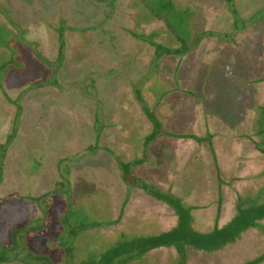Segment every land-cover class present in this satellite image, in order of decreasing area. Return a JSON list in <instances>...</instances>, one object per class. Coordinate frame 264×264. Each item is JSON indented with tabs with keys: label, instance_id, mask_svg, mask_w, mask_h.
<instances>
[{
	"label": "rangeland",
	"instance_id": "rangeland-1",
	"mask_svg": "<svg viewBox=\"0 0 264 264\" xmlns=\"http://www.w3.org/2000/svg\"><path fill=\"white\" fill-rule=\"evenodd\" d=\"M131 14L141 22L143 18L162 20L170 35L179 36L188 46V54L177 76L168 78L169 91L164 88L168 85L166 81L159 80L156 75L159 62L146 64L152 56V47L146 45L141 53H135L137 41L127 32L132 27ZM263 15L264 0H0V78L3 80L0 87V143L12 135L3 178L0 177V244L8 241L16 227H29L33 216L41 220L48 204L45 225L39 227L42 229L29 227L27 242L25 246L22 243L19 253L24 254L28 249L35 253L46 251L48 242L56 239L55 228L62 217L57 208H62L60 204L65 199L63 193L47 197L44 194H49L60 175L69 171V189L84 196L78 197L82 204L72 209L73 204L69 210L68 226H73L70 239L75 246L86 243L79 247L82 251L93 242L99 244L84 251L87 258L105 254L102 262L107 263L105 256L112 254L114 248L171 231L166 239L177 238L180 242L160 251L152 250L151 257L144 260L145 256L140 255L142 258L136 260L132 256L133 262L176 264L175 244L177 248H185L187 264H242L254 259L264 249L263 200L257 203L258 197L250 196L252 190L244 186V196L238 201V185H224L220 215L236 212L238 217L228 229V235L236 239L226 243L224 248L220 245L221 248L213 252L204 250L207 239L202 234L213 229L219 203L216 193L221 181L225 184L223 180L226 179L219 175L206 140L199 143L178 137L168 145L161 140L151 146L143 145L141 141L152 125L139 106L143 103L147 107L144 102L147 95L148 107L159 106L154 117H164V120L160 119L167 124L168 132L200 137L213 132L212 146L221 147L223 142L226 143L225 136L241 130L240 121L254 100L255 92L264 95V83L260 81L264 74L258 66L264 57ZM159 21L144 25L145 35L138 37L147 41L146 34L161 25ZM243 25L245 28L237 32ZM160 30L151 32L150 38L160 35ZM65 31L64 57L60 61L57 57L58 32L61 35ZM191 31L194 32L193 39ZM32 38L40 42L53 76L39 59L33 61V69H38L39 75L34 76L27 70L12 72L13 69L8 68L14 61L9 60L2 48L10 44L8 52L18 55L17 45L24 46V42L32 48L33 44L26 42ZM81 43H85L84 50L79 49ZM175 62V57H165L161 69L173 73ZM5 70H8L6 75L2 74ZM57 72L63 80H84V87L53 88L54 79L51 78L56 77ZM44 79L43 88L31 89L38 85L37 80ZM145 79L147 82H143ZM138 91L139 103H133ZM124 105H130L128 114L121 111V114L125 112L126 129L123 126L117 128L113 123L119 117V106ZM96 112L104 120L101 136L112 153L99 151L96 155L85 154L77 158L79 151L94 143ZM136 159H142L143 163L130 167L145 179V187L153 192L162 188L172 194L178 205L189 210L188 217L184 215L181 219L174 206L157 201L150 191L141 188L138 184L141 181L137 186H127L122 181L120 163ZM246 167V164L240 165L242 172ZM261 167L263 169L264 165ZM92 182L95 190H110L118 205L127 197L121 213L122 216L128 214L125 225L129 226L126 225L125 233L119 229L110 236L104 235L111 229L109 224L118 210L114 213L110 198L100 200L98 195L87 194ZM30 197H40L41 201ZM211 200L210 209H207ZM196 204L204 205L206 209L199 210ZM237 206L238 210L234 209ZM257 212L262 214V219H254ZM99 220L105 226L96 227ZM227 221L219 220V227L227 225ZM244 227L247 229L242 230ZM99 228L103 231L99 232ZM194 233L200 237L195 235L194 238ZM192 239L203 246L202 250L186 244ZM210 239L207 241L214 246L223 238ZM137 251L135 249L131 254ZM132 258L121 254L113 263H130ZM4 264L23 263L13 260Z\"/></svg>",
	"mask_w": 264,
	"mask_h": 264
},
{
	"label": "trees",
	"instance_id": "trees-1",
	"mask_svg": "<svg viewBox=\"0 0 264 264\" xmlns=\"http://www.w3.org/2000/svg\"><path fill=\"white\" fill-rule=\"evenodd\" d=\"M264 16V15H263ZM131 21H132V27L130 29H127V32L131 35V37H133V40L137 41V48L135 50V53H141L142 50L144 49V47L146 45H149L152 47L153 51H152V56L151 58L148 60L147 63L152 64V61L157 60L159 62L158 67L155 69L157 71V77H159V80L161 81H166V83L168 84L167 86L165 85L164 88H166L167 91H169L170 88V84H169V79L171 78H175L177 75V73L179 72L178 69L181 67L182 65V61L185 59L186 55L188 54V46H186V42H182V40L179 38V36H175L173 37V35H170V33L168 32V27L167 25H165V23L161 20H156L157 18H155V20H149L147 21L145 18H143V21L141 22V20L138 21L137 17H134L133 14L130 15ZM244 19V18H243ZM159 21L161 23V25H159L158 27H154L153 30H151V32H153L155 29H161L160 32L161 34L158 36H151L150 38V33L149 35L146 34L147 37H149V39L146 41L143 39L144 37V32H143V27L144 25L147 24H151L153 22ZM254 21H258V20H254ZM243 24V23H242ZM241 24V25H242ZM234 28L236 27L235 22H233ZM245 27L244 25L240 28L237 29V32H240L241 30H243ZM56 31L57 28L55 27ZM91 30V29H89ZM137 30L142 31L143 33L141 34V32H136ZM25 33V31H24ZM65 33L66 31L61 35H59L58 32V54L57 57H59V60L61 61L62 58L64 57V46H65ZM230 34V33H229ZM61 36V37H59ZM138 36H143L142 38H139ZM224 36H228V33H224ZM230 36V35H229ZM194 37V32L191 31V38L193 39ZM138 38L140 40H138ZM191 39V40H192ZM229 39V38H228ZM235 39V37H234ZM180 40V41H179ZM30 41V42H29ZM26 42L32 43L33 47L30 48L28 47V44H24V46H22V44L17 45L16 47V52L18 53V55H14V54H10L8 52L7 49H10L8 46L9 45H5L4 48H2L3 51H5V53L7 54V57L9 58L10 61H14L13 65H9L8 68L9 69H13L12 72H22L24 70L27 71H31L30 74L32 75H39L38 69H36L37 71H35L33 69V61L36 59L38 61H42L43 63V67L47 68L48 71L51 73V75L53 76V72L50 70V61L46 58L43 57V53L40 49V42L36 41L34 38H32V40H27ZM86 43V42H85ZM85 43H81L82 46L81 48H79L80 50L85 49ZM83 49V50H84ZM22 55V56H21ZM25 57V59H24ZM165 57H175L176 58V62H175V67L172 69L173 73H170V71H166L161 69V64H162V59ZM261 63L258 64V66L260 67L261 72H263L264 74V57H262ZM145 64V65H146ZM263 66V67H262ZM60 67V66H59ZM175 72H174V71ZM26 71V72H27ZM6 72V73H5ZM8 70H5L2 74H7ZM5 75H2L1 77L5 78ZM153 75V74H152ZM166 76V77H165ZM51 77V76H50ZM142 78V77H141ZM169 78V79H168ZM53 80L52 83H54L52 86L55 89L59 90H68L71 87H75V86H79V89H82L84 87V80L80 81L75 79L73 81L71 80H63L60 78V74L59 72H57L56 77L51 78V80ZM260 81H262L264 83V75L261 76ZM48 80V79H47ZM3 80H1L0 78V87L2 88L3 86ZM45 81V79L42 81L37 80L35 83L38 84L37 86L31 87V89H36L39 90L41 88L44 87L43 82ZM147 80H143V82ZM159 86H161L159 84ZM169 86V88H168ZM163 87V86H161ZM30 89V88H29ZM141 91H143L142 88H139ZM140 94V91H138L137 93H135L134 95V100H132L133 103H135L137 101L138 97L137 94ZM138 97V98H137ZM145 97V96H144ZM147 97V95H146ZM145 97V104L147 107H145L143 105V103L141 104L140 107V111H142V113L144 114L145 118H147L151 125H152V129L151 131L148 133V135L144 138V140H142L141 142L143 143V145H154L152 143L161 140V143L168 145L167 143H171L172 140H174L175 138H188L192 141H196V142H202V141H208V143L211 146V153L212 156L214 157V164L216 169L218 170L219 175H221V177H224L226 180H223L225 184H222V181L220 183L219 186V191L216 193L217 197H218V205H217V210H216V215L213 219V229L210 232L207 233H203L202 236L203 238L207 239V240H212L210 238H214L216 236H221L223 239L219 244H214L211 245V241H204L206 244V247L203 248L202 245L196 243V241H187L186 244L191 246V247H195V249L198 250H202V248L204 250L207 251H215L219 248H221L220 245L223 246V248L226 246V243L234 241L236 239V237H230V235H228V229L229 226L235 221V219L238 217L235 214H226L225 216H221L220 213V202L222 201V191H223V186L224 185H234L237 184L240 192L236 198V200L240 201L241 197H243V193H244V189L247 188L248 190H252L250 191V196H253V198L255 196H257V203H260L261 200H263L264 203V167L263 169H261V165H264V95L259 94V92H255V98L252 101L251 105L249 106L248 110L245 111L242 119L240 122H242V126L240 127V131L237 134H232V135H228L225 136L224 139L226 141V143H222L221 147H214L212 146L213 141H214V136H213V132H209L208 134H206L204 137H200L199 135L196 134H173L171 132H168L169 130H167V124H165L164 121V117L158 116V117H154L155 116V112L158 111V107H156L155 105H151V107H148L150 101H148V98ZM163 98V95H162ZM161 99V98H160ZM163 100V99H162ZM131 102V103H132ZM139 103V101H137ZM161 101H159L160 103ZM164 102V101H163ZM151 104H154L153 102H151ZM163 103L160 105L162 106ZM130 105H125L124 106H119V117L118 119L113 122L115 126H117V128L119 127H126L124 126V119H123V114H125V112L123 114H121V111H126V114H128V107ZM18 108H20L19 106H17ZM146 109H145V108ZM262 107V109H261ZM121 109V110H120ZM97 111V109H96ZM118 111V110H117ZM155 111V112H154ZM98 114H100L99 112L94 113V123L96 122V130H95V140L94 143L87 146L86 148H84L83 150L79 151L77 153V158L79 157H83L85 154H90V155H96L99 151H105L108 154H111V149L109 148V146H106L104 144V138H102L101 136V131H103V128L105 127V123L103 122L104 120L101 118V116L99 117ZM261 114V115H260ZM99 117V118H98ZM162 120H161V119ZM102 120V121H101ZM103 124V125H102ZM128 128V126H127ZM126 129V128H125ZM119 134H121V129L119 131ZM212 134V137H211ZM117 136V135H116ZM12 135H9L7 140L3 143H0V177L3 178V172H4V165H5V156H6V152H7V148L9 146V140L11 139ZM120 135L114 139L115 142H118L117 140L119 139ZM216 137V136H215ZM158 138V139H157ZM126 140V139H125ZM120 141V140H119ZM162 144V145H163ZM116 146V144H115ZM216 146V145H215ZM246 146V147H245ZM249 149L250 152H247ZM219 159L220 162H219ZM143 163L142 159H136L135 161H131V162H123L120 163V165L122 166V172H121V178L122 181L127 185V186H137V182L141 181L140 183H138L139 185H141V188L143 190H147V192H149V188L148 186L145 187V183H143V181L145 180L144 178H142L139 174L134 173L133 170L131 169L132 166L134 165H140ZM246 164L247 167L245 169H243V172L240 168V165H244ZM131 165V167H130ZM69 167V166H68ZM237 171L239 173H237ZM68 172V173H67ZM66 173H62V175H60V180L55 183V186L52 188V190L50 191L49 194H44V197L46 196H57V195H61L63 193L64 195V202L62 203V205L60 204V206H62V208H57V210H60V213L62 214L61 220L58 223V226L55 228V237L56 239H54L52 242H48L47 247H46V251L43 253H39V252H32V250L26 251L24 254H20L19 252L21 251L20 247H22V243L27 242V233L29 230V227L33 228V229H38L39 227H42L43 225H45L48 216H47V211L49 209V205L47 204V206L44 208V215L41 218V220H39L38 216H33V220L29 227L28 226H18L15 229H13L9 235V239H7L8 241L4 244H0V264H4V263H8L11 262L13 260H15L16 262H20L23 264H114L113 261H115L116 258H118L121 254H125L128 258H132V256L134 259L135 258H142L140 257V255H142L144 258L143 260L147 257L150 258L151 257V251H160L159 249H165V248H170L174 245V243H178L180 242L177 238H172V239H166L168 236H170L169 234L171 233V231H166L163 232L161 234H159V236L157 237H150V238H144L143 241L141 242H137L135 241L134 244L132 245H127L124 247H118V248H114V252L112 254H106L105 258L107 257V263L102 262V260L104 259V255H101L97 258H87L86 253L84 252L87 248L95 245V246H99V244L97 243L98 241H96V243L94 244V242L91 245H87L86 247H84V251L81 250V248L79 247H83L86 245L85 244H81V246H75L71 239L70 236H72V227L73 226H68L69 224V218L71 216V213L69 212V210H72L74 208V206L76 205H80L83 202H79V198L78 197H84L81 194H78L77 190H74L72 188L69 189V171H67ZM251 178V179H249ZM226 181V182H225ZM218 183V184H219ZM92 184L88 190H87V194H95L99 196V199H105L106 197L112 200V209L114 207V213L117 212L118 210V214H115V216H113V220L111 223L109 224V226H112L111 229L108 230V232H104V235H112L113 233L117 232L119 229H121L120 231L125 233V230L128 228L126 227L129 226V224L125 225V218L128 216V214H126L125 216H122L121 213H123L124 211V207L126 206L127 203V197H125L123 199V201L118 205L117 202H115L114 200V194H112L110 192V190H107L106 188H104L103 190H95V186L93 185V182L90 183ZM89 184V185H90ZM96 185V184H95ZM245 188H242L244 187ZM110 189V188H109ZM162 189V188H161ZM161 189H157L156 192H153L154 190L152 189V191L149 192V194H151L152 196H154L157 201L159 202H163L168 204V206H174V209L176 210V212L178 213V215L181 216V219H183V216L186 215L188 217L187 212H189V210H184L180 205H178L179 203H177V199L173 198L172 194H170L169 192H165V190H161ZM246 189V190H247ZM101 191V192H99ZM253 192V194H252ZM104 193H106V195H103ZM9 196H15L10 194ZM101 196H103V198H100ZM17 197V196H16ZM43 197V196H42ZM223 197V196H222ZM31 198V197H30ZM98 198V197H97ZM32 200L35 201H41L40 197H35V198H31ZM87 199V198H86ZM84 200V199H83ZM82 200V201H83ZM90 199L88 198L87 201H89ZM213 200H211L208 205L206 206V208L210 209V203H212ZM237 201V202H238ZM216 203V202H215ZM74 204V205H73ZM73 205V206H72ZM72 206V209H71ZM199 205H195V207H198L199 210L202 209H206L204 205H201L200 207ZM69 208V209H68ZM260 212H261V206L258 207ZM234 209L238 210V206L234 207ZM132 210V209H130ZM133 211V210H132ZM132 211L130 213H132ZM242 212V211H241ZM59 213V214H60ZM159 214V212H157ZM238 214V213H237ZM256 217L254 219H262L263 216L261 213H256L255 215ZM222 222V220H228L227 222H229L227 225H225L224 227L220 228L218 223ZM230 220V221H229ZM43 221V222H41ZM98 225L96 227H101V226H105L103 224H101L100 220L97 222ZM179 223H183L182 221H180ZM207 223V222H206ZM250 224V223H249ZM70 225V224H69ZM249 226V225H248ZM71 227V229L69 228ZM94 228V227H93ZM42 229V228H39ZM82 229V228H81ZM247 229V227L242 228V230ZM103 231V229L100 230L99 228V232ZM113 232V233H112ZM92 234L94 233V231L92 230L91 232ZM225 234L227 235L226 237ZM195 235L197 237H200L199 235H197L196 233H194V238ZM209 236L208 238H206V236ZM135 238V237H133ZM95 239V237H94ZM137 239V238H135ZM144 243H146L145 245H143ZM184 244V242H183ZM213 246V247H212ZM56 248H58V250L56 251ZM79 248V249H78ZM175 248L177 251V259H176V264H187V253L184 250V247L180 246L177 248L176 244H175ZM78 249V250H77ZM138 250L136 253H133L134 251ZM27 250V248H26ZM62 251V252H60ZM123 252V253H122ZM125 252V253H124ZM62 253V254H61ZM130 253V254H129ZM61 254V255H60ZM132 258V259H133ZM133 260H130V263L124 262L121 264H135ZM136 260V259H135ZM154 264H160L157 263V261L154 262ZM242 264H264V249L263 251H261L260 253H258L257 256H255L254 259H251L249 261H245Z\"/></svg>",
	"mask_w": 264,
	"mask_h": 264
},
{
	"label": "flooded vegetation",
	"instance_id": "flooded-vegetation-1",
	"mask_svg": "<svg viewBox=\"0 0 264 264\" xmlns=\"http://www.w3.org/2000/svg\"><path fill=\"white\" fill-rule=\"evenodd\" d=\"M208 252H210V251H208ZM211 252H213V251H211Z\"/></svg>",
	"mask_w": 264,
	"mask_h": 264
}]
</instances>
